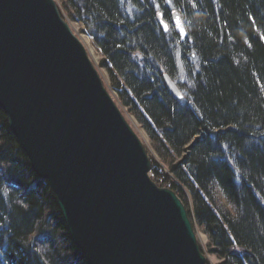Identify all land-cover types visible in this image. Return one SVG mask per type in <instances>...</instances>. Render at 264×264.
<instances>
[{
	"label": "trees",
	"instance_id": "obj_1",
	"mask_svg": "<svg viewBox=\"0 0 264 264\" xmlns=\"http://www.w3.org/2000/svg\"><path fill=\"white\" fill-rule=\"evenodd\" d=\"M61 2L93 38L113 90L147 133L161 160L151 157L154 176L208 239L205 255L264 264V0ZM175 11L184 41L158 22L162 13L172 25ZM0 264H88L1 107Z\"/></svg>",
	"mask_w": 264,
	"mask_h": 264
},
{
	"label": "water",
	"instance_id": "obj_2",
	"mask_svg": "<svg viewBox=\"0 0 264 264\" xmlns=\"http://www.w3.org/2000/svg\"><path fill=\"white\" fill-rule=\"evenodd\" d=\"M172 25L184 41L178 12ZM0 107L88 264H209L185 204L153 181L145 145L55 0H0Z\"/></svg>",
	"mask_w": 264,
	"mask_h": 264
},
{
	"label": "rangeland",
	"instance_id": "obj_3",
	"mask_svg": "<svg viewBox=\"0 0 264 264\" xmlns=\"http://www.w3.org/2000/svg\"><path fill=\"white\" fill-rule=\"evenodd\" d=\"M55 1L57 2L58 6L60 7V10L63 13L65 20L70 24L71 29L73 30L74 34L81 40V42L83 43V45L87 49L92 61L94 62L95 66L97 67V69H98V71H99V73H100V75H101V77L105 83L106 88L108 89L111 96L113 97V99L115 100V102L117 103L119 108L121 109L123 115L125 116V118L129 122V124L131 125L133 130L136 132V134L142 140V142L145 145L150 157H152L156 162H159L161 164V160L157 156V153L155 152L147 133L140 126L138 121L128 112L127 108H125L122 105V103L119 99L118 93H116L111 86V81H110V78H109L107 71L100 67V63L102 61V56H101L100 52L98 51V49L96 48L93 38L85 31L86 29L82 24L71 21V19L68 17L67 13L65 12V10L62 7L61 0H55ZM162 169H163L162 174H166L167 172H169L167 167L163 164H162ZM151 177H152L153 181L158 183L159 186L167 187V184L165 185L164 182L161 183L162 181L159 182L157 180V178L154 176L153 172L151 173ZM196 231L200 237V244H201L202 248L205 250V252H207L206 248H207V244H208V239L207 238L205 239L204 234H202L200 231H198V230H196ZM206 256H207L210 264H219L220 263V261L217 258H215L209 254H207Z\"/></svg>",
	"mask_w": 264,
	"mask_h": 264
},
{
	"label": "bare ground",
	"instance_id": "obj_4",
	"mask_svg": "<svg viewBox=\"0 0 264 264\" xmlns=\"http://www.w3.org/2000/svg\"><path fill=\"white\" fill-rule=\"evenodd\" d=\"M175 12H178V11H175ZM159 15V14H158ZM158 22H159V20H158ZM160 24V23H159ZM161 28V27H160ZM162 30V29H161ZM163 31V30H162ZM164 32V31H163ZM205 236V235H204ZM205 239H206V236L204 237Z\"/></svg>",
	"mask_w": 264,
	"mask_h": 264
}]
</instances>
